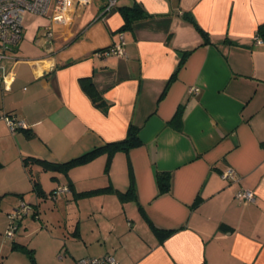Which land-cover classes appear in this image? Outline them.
<instances>
[{
    "label": "crops",
    "instance_id": "obj_1",
    "mask_svg": "<svg viewBox=\"0 0 264 264\" xmlns=\"http://www.w3.org/2000/svg\"><path fill=\"white\" fill-rule=\"evenodd\" d=\"M136 3L147 15L124 27L120 8ZM104 4L91 0L50 43L42 31L38 51L19 42L0 62V112L23 122L11 132L0 119V213L26 202L52 223L11 237L0 229V264L106 254L118 264H264V0H118L102 12ZM120 35L124 54H110ZM130 124L140 144L116 151L108 167L106 154L67 174L32 164L41 193L32 188L23 158L63 162L123 139ZM228 167L237 179L222 177ZM158 174L169 175L168 190ZM130 187L134 195H119ZM241 188L255 201L236 199Z\"/></svg>",
    "mask_w": 264,
    "mask_h": 264
},
{
    "label": "built area",
    "instance_id": "obj_2",
    "mask_svg": "<svg viewBox=\"0 0 264 264\" xmlns=\"http://www.w3.org/2000/svg\"><path fill=\"white\" fill-rule=\"evenodd\" d=\"M91 0H0V62L5 59L13 60L11 53L18 46L23 35V14L25 12H33L48 18L49 23L42 26L43 36L47 43H50L55 36L56 25H69L73 19L80 17L83 8L90 3ZM118 0H105V4L102 12L109 11L116 5ZM51 12L49 13V10ZM102 14V13H101ZM256 39L260 40V37L256 34ZM51 50V49H49ZM110 54L123 55V39L120 35V42L112 45L107 49ZM4 70V67H1ZM5 71V70H4ZM10 73H4L2 79H4V89L9 90ZM195 88H190V91H195ZM0 119L4 120L8 129L14 132L18 127L23 126L22 121H16L12 115L0 112ZM222 177L225 179L234 180L237 179L236 173L232 167L226 168L222 172ZM60 191L66 190V187H60ZM235 198L252 203L255 201V194L252 190L247 188H241L235 194ZM30 204L21 202L19 207L10 214L12 224L14 219L19 221L22 215H25L30 210ZM14 229H8L5 232L7 237L13 235ZM74 264H118L116 259L109 254L98 257H82L75 260Z\"/></svg>",
    "mask_w": 264,
    "mask_h": 264
},
{
    "label": "trees",
    "instance_id": "obj_3",
    "mask_svg": "<svg viewBox=\"0 0 264 264\" xmlns=\"http://www.w3.org/2000/svg\"><path fill=\"white\" fill-rule=\"evenodd\" d=\"M120 10H121V14L124 19V25H123L124 27H126L133 19L145 17L147 15V13L137 3L132 6L121 7ZM194 25L199 30V32L202 34L205 42L208 41L207 33L201 27H199L196 24V22H194ZM257 35L260 36L262 39H264V22L258 25ZM182 62H183V58L180 64H182ZM176 71L174 72L172 76L176 74ZM81 82H82V89L85 92H87V94L92 99L93 103L99 107H103V108L106 107V103L100 98V95H98V92L95 90L92 80L83 79L81 80ZM138 132H139V128L133 124H130L127 128L125 137L121 140L106 142L102 145L95 146L92 149L80 154L79 156L70 158L69 160H66L63 162H53V161H48L46 159L39 158V157L28 156V157L23 158V166L27 168L28 173L30 174L32 188L38 193H41V188L39 186V183L31 175L30 166L32 164L40 166L41 169L44 171H55V172L58 171V172H63L67 174L70 168L86 163L101 154H106L107 156L106 167H108L111 161L112 155L116 151L128 150L130 147L137 146L140 144V138H139ZM157 181H158V186H159L160 191H166L169 189L170 184H169L168 174H158ZM106 190L107 188L103 189V191H106ZM119 195L120 196L134 195L133 188L130 187L127 189L126 192H120ZM12 247L22 248L32 257V249L27 248L26 246L14 243Z\"/></svg>",
    "mask_w": 264,
    "mask_h": 264
},
{
    "label": "rangeland",
    "instance_id": "obj_4",
    "mask_svg": "<svg viewBox=\"0 0 264 264\" xmlns=\"http://www.w3.org/2000/svg\"><path fill=\"white\" fill-rule=\"evenodd\" d=\"M50 12H51V9L49 10V13ZM48 23H49V20L45 16H42V15H39L33 12H28V11L25 12L23 14V20H22L23 35L20 40L21 48L27 52L38 51L39 48L37 47L38 45L36 44L37 35L43 31L41 27L47 25ZM25 186L27 187L26 184ZM32 200L33 199L31 196H28L26 198V201H32ZM40 203H41V217L45 218L44 216H46L47 214L51 212V209L48 207L49 201L42 200L40 201ZM30 206L31 207H30L29 213L22 215L20 217L21 218L20 220H22L21 224H18L17 219L12 220L13 221L12 224L10 223L11 221L10 214L13 213L14 211H11L7 215L0 213V229H6L5 232L8 229H14L13 228L14 226H17L15 229H52V223H48V224H46L45 222L42 223L39 219H35L34 217H32L33 206L32 204H30ZM49 215H51V213ZM15 231L16 230H13V234L15 233Z\"/></svg>",
    "mask_w": 264,
    "mask_h": 264
}]
</instances>
